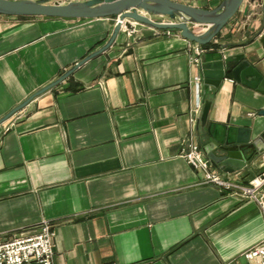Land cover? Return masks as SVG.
I'll use <instances>...</instances> for the list:
<instances>
[{"label": "crops", "instance_id": "1", "mask_svg": "<svg viewBox=\"0 0 264 264\" xmlns=\"http://www.w3.org/2000/svg\"><path fill=\"white\" fill-rule=\"evenodd\" d=\"M175 1L210 9L222 0ZM263 8L264 0H247L198 67L178 30L139 34L125 52L119 34L1 123L0 238L50 221L53 264H252L242 253L264 238L260 208L199 183L181 142L193 135L207 155L239 128L264 131V95L228 78L209 86L201 67L242 53L264 77L256 36ZM115 21L0 15V118L104 45ZM197 75L201 101L212 102L204 125L190 121ZM260 154L233 172L214 166L249 183L262 169Z\"/></svg>", "mask_w": 264, "mask_h": 264}, {"label": "water", "instance_id": "2", "mask_svg": "<svg viewBox=\"0 0 264 264\" xmlns=\"http://www.w3.org/2000/svg\"><path fill=\"white\" fill-rule=\"evenodd\" d=\"M247 0H222L217 6L206 9L192 6L175 0H0V15L11 16H43L59 18H117L113 31L107 41L94 52L84 56L72 67L65 70L61 76L51 83L41 87L37 92L23 100L22 103L8 111L0 118V124L8 120L12 114L20 111L37 95L49 90L52 86L64 81L80 65L89 61L94 56L106 51L120 34V22L124 19H132L141 22L146 28L141 37H152L156 30H178L180 35L191 42L208 44L218 35L241 9ZM253 1V0H251ZM249 5H244L243 15L247 17ZM257 19L254 14L252 21ZM262 27L256 31L262 46L264 47V8L262 13ZM199 26L202 31L195 30ZM203 82L209 86L219 88L221 82L228 78L237 84H243L264 95V77L240 53L215 59L210 66L202 63ZM203 99L199 123L204 125L212 102ZM264 115V109L258 110ZM253 127H242L233 140L227 137L220 144L209 146L205 150L213 165L222 168L225 172H233L236 168H242L246 162L255 159L264 148V131L257 136L253 133ZM233 161V164H230Z\"/></svg>", "mask_w": 264, "mask_h": 264}, {"label": "built area", "instance_id": "3", "mask_svg": "<svg viewBox=\"0 0 264 264\" xmlns=\"http://www.w3.org/2000/svg\"><path fill=\"white\" fill-rule=\"evenodd\" d=\"M145 28L141 22L132 19H124L120 22V34L123 36V52L133 44L137 35L141 34ZM165 32L170 33L171 30L166 29ZM213 40L209 46L190 42L188 56L192 66L198 67L202 61V54L215 48L218 40L215 37ZM199 82L200 76L197 75L195 85L198 103L193 111V116L190 117L192 125L198 123L203 105L199 96ZM249 115L253 116L255 113H249ZM181 144L182 157L196 172H201L199 183L217 186L224 193H232L243 199L253 200L264 217V148L260 154L261 171L251 182L243 184L231 177H224L218 168L212 164L200 144L195 141L193 135L186 137ZM54 236L51 222L43 221L33 234L18 235L12 237V239L0 238V264H53ZM242 257L252 264H264V238L257 245L246 249L242 253Z\"/></svg>", "mask_w": 264, "mask_h": 264}, {"label": "trees", "instance_id": "4", "mask_svg": "<svg viewBox=\"0 0 264 264\" xmlns=\"http://www.w3.org/2000/svg\"><path fill=\"white\" fill-rule=\"evenodd\" d=\"M20 17H26V16H20ZM211 43H212V41L208 44H205V46H209V45H211ZM216 46H218V45H216Z\"/></svg>", "mask_w": 264, "mask_h": 264}, {"label": "rangeland", "instance_id": "5", "mask_svg": "<svg viewBox=\"0 0 264 264\" xmlns=\"http://www.w3.org/2000/svg\"><path fill=\"white\" fill-rule=\"evenodd\" d=\"M59 1V0H58ZM60 1H63V0H60Z\"/></svg>", "mask_w": 264, "mask_h": 264}]
</instances>
